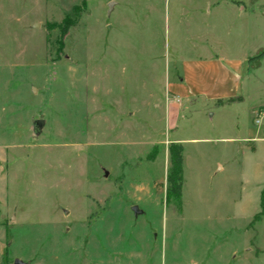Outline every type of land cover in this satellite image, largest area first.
<instances>
[{"label": "rangeland", "instance_id": "rangeland-1", "mask_svg": "<svg viewBox=\"0 0 264 264\" xmlns=\"http://www.w3.org/2000/svg\"><path fill=\"white\" fill-rule=\"evenodd\" d=\"M201 40L239 97L166 100ZM263 52L264 0H0V264H264Z\"/></svg>", "mask_w": 264, "mask_h": 264}, {"label": "crops", "instance_id": "crops-1", "mask_svg": "<svg viewBox=\"0 0 264 264\" xmlns=\"http://www.w3.org/2000/svg\"><path fill=\"white\" fill-rule=\"evenodd\" d=\"M196 8L191 9V14L193 17L201 19V21H206L208 18H211L213 13L218 12L219 9L223 8H233L238 13L239 17L245 15L244 3L242 1H198ZM237 2H240L237 4ZM204 43L201 46L202 55H197L190 62H185V76L182 77L178 83L170 84L168 80L165 83V99L167 100L170 97H186V98H198L203 95V93H209L215 101L220 100H229L237 96V85L241 79L240 74L242 71L250 70V64H247L248 58L245 57L241 60L230 62L224 58L221 51L214 49L204 40ZM116 61H119L118 58ZM117 63L116 73L120 65ZM155 67V62L149 63L147 66L148 72L146 78L148 83L150 81L152 84L156 81V75L152 68ZM122 69V68H120ZM151 70V71H150ZM109 69L107 70V73ZM125 71L122 70V73H119L122 77V74ZM137 69H132L130 72L132 79L136 76ZM110 75V72H109ZM166 78H168L166 76ZM150 86L149 88H151ZM150 92V89H147ZM151 91H153L151 89ZM261 129V133H262ZM259 133V134H261ZM264 133V131H263ZM263 139V138H259ZM176 143V142H172Z\"/></svg>", "mask_w": 264, "mask_h": 264}, {"label": "trees", "instance_id": "trees-1", "mask_svg": "<svg viewBox=\"0 0 264 264\" xmlns=\"http://www.w3.org/2000/svg\"><path fill=\"white\" fill-rule=\"evenodd\" d=\"M66 22V21H64ZM63 22V23H64ZM76 25V24H75ZM51 25L47 29L51 30ZM65 32V29L63 30ZM260 57H264V52ZM251 67V66H250ZM259 63L254 68H258ZM183 147L179 143H173L168 148L169 168L166 175V200H174L178 207L181 206V191L183 182Z\"/></svg>", "mask_w": 264, "mask_h": 264}, {"label": "water", "instance_id": "water-1", "mask_svg": "<svg viewBox=\"0 0 264 264\" xmlns=\"http://www.w3.org/2000/svg\"><path fill=\"white\" fill-rule=\"evenodd\" d=\"M109 7H111V5ZM43 127H44V122L42 120L34 121L31 126V132L33 136L37 137L38 135H40ZM105 176L107 177V173H105ZM131 210L135 216H137L140 213L136 207H133ZM14 264H22V263L20 261H15Z\"/></svg>", "mask_w": 264, "mask_h": 264}, {"label": "built area", "instance_id": "built-area-1", "mask_svg": "<svg viewBox=\"0 0 264 264\" xmlns=\"http://www.w3.org/2000/svg\"><path fill=\"white\" fill-rule=\"evenodd\" d=\"M262 116L264 117V114H262ZM260 119H257L255 122L258 123Z\"/></svg>", "mask_w": 264, "mask_h": 264}]
</instances>
